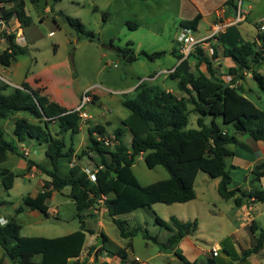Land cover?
Returning a JSON list of instances; mask_svg holds the SVG:
<instances>
[{
    "label": "trees",
    "instance_id": "16d2710c",
    "mask_svg": "<svg viewBox=\"0 0 264 264\" xmlns=\"http://www.w3.org/2000/svg\"><path fill=\"white\" fill-rule=\"evenodd\" d=\"M28 2L37 5L40 0ZM226 3L236 9L235 0H227ZM57 15L76 34L93 37L91 33L84 31L78 19L63 16L61 12ZM11 20H15L21 29L30 24L24 0H0V22L7 28ZM199 20L200 15L197 14L183 28L194 32ZM231 28L233 26L217 37L218 43ZM15 34L6 33L5 29L0 31V38L6 44L0 52V67H9L18 57L28 52L25 45L16 43ZM127 45L131 43L128 42ZM222 48V56L233 63L224 74H219L213 67L212 60L218 56L216 44L212 45V55L204 53L201 48H196L195 53L191 54L190 57L196 61L195 71L190 68L188 59L180 61L182 56L173 48L170 53L176 56L178 64L172 68L168 77L175 82L176 90L183 96L177 97L171 92L160 90L149 84L148 80L140 82L132 97L122 95L121 104L129 111V115L121 122V127L112 131L113 146L106 147L101 141L109 137L105 127L93 124L86 130V146L76 154L72 141L67 145L64 134L73 136L79 133L81 123L78 112L65 109L25 82L18 87H10L0 80V120L16 116L13 120L15 140L7 141L5 131L0 127V164L5 161L8 153H12L26 161L27 171L36 166L48 178L43 181L41 190L34 197L27 195L22 198L23 206L17 208L14 216L9 217L4 225H0V264H84L77 259L82 253L87 236L92 232L85 229L81 213L96 207L100 199H103V207L119 237L127 240L123 248L116 249L111 254L121 262H126L128 252L133 250L132 238L140 229L129 228L126 221L116 217L140 208H149L156 203L171 205L193 200V184L199 172L211 179H219L218 195L224 200H232L235 206H240L244 200L248 204L249 201L251 204L264 203V191L254 185L264 177V162L253 167L251 187L247 192L240 188L229 189L231 178L226 165V159L233 155L228 146L238 142L236 134L264 143V109L257 108L246 98L239 84L250 76L262 94L260 100L264 105V76L259 72L264 64V32L258 30L253 40L229 46L223 44ZM120 53L128 63L141 57L154 61L165 55V52L135 53L129 47L121 49ZM201 66L204 67V72L200 70ZM222 75L231 80L227 82ZM190 113L198 116L194 129L188 128ZM19 114L23 116H18ZM205 117H209L208 123L205 122ZM51 124L58 128L55 134L51 133ZM86 124H90L88 120ZM125 131L130 135L129 142L123 140ZM29 140L45 145V156L50 169L27 160L18 151L17 144ZM140 156L148 169L163 167L168 178L147 186L140 185L132 171L136 158ZM82 159L90 162V168L82 167ZM62 160L69 164L73 162L66 173H61L60 170ZM85 169L93 174L94 180L90 179ZM23 173L24 171L15 174L9 170H0V183L4 191L8 192L14 179ZM65 188L68 189L67 196L74 203V217L79 222V229L54 238L21 236V226L15 216L26 207L48 217L47 200L53 193H60ZM1 206L0 202V209ZM170 223L176 230L165 241L159 242L150 237L146 230H143V238L156 244L161 252L170 251L176 264H200L197 261H187L176 249L184 236L197 230V221L180 222L171 217ZM155 224L161 228L173 229L156 215ZM251 230L254 233L257 231L254 224H251ZM258 234L255 246L245 250L239 261L261 250L264 231ZM101 237V249L105 250L106 237ZM204 264L216 263L209 257Z\"/></svg>",
    "mask_w": 264,
    "mask_h": 264
},
{
    "label": "rangeland",
    "instance_id": "374dc122",
    "mask_svg": "<svg viewBox=\"0 0 264 264\" xmlns=\"http://www.w3.org/2000/svg\"><path fill=\"white\" fill-rule=\"evenodd\" d=\"M189 1L40 0L37 5H33L28 0H24L25 11L30 17V24L23 29V33L21 34L19 33L21 29L19 25L15 20H11L7 28L4 27V24L1 25L0 31L5 29L6 33H16V43L21 45L24 43L28 52L26 55L17 58L18 64L12 68L13 77L6 76L3 72L4 68L3 70L0 68V77L12 78L9 81L17 84L19 83V79H23L24 76L40 72L51 65H64L62 67L64 69H60L59 72L56 70L53 72L56 75L54 76L55 78H66V74H68L71 78H77V81L81 85H87L89 88L101 85L102 88H106L110 92L101 99L103 112L98 110L97 116L99 118L96 116L94 119L101 121L102 117H108L111 119L114 128L120 127V124L112 120V117L118 114V109L123 110V112H126L127 109L119 105L118 101L122 95L116 94L117 91L130 87L134 89L140 82L149 80V84L155 85L160 90L172 88L173 92L178 93L176 86H170L174 82L169 79L168 75L166 77L162 75L152 80L150 78L162 69H172L178 64L176 56L170 52L173 47L179 52V45L176 43L178 32L181 31V27L185 26L187 21L193 19L198 13L195 5H192ZM195 1L197 6L201 5L200 0ZM244 4L245 1H243V7L245 6ZM58 12H61L63 16L78 19L82 23L84 31L91 33L93 37L90 38L87 35L76 34L65 20L57 15ZM255 17H258V14L253 10L251 18ZM247 18L250 23L245 22V20L241 22L242 27L240 28V32L243 35H241V38L242 40H253L256 37L257 31L253 27L249 15L246 16V20ZM243 29L245 30L243 31ZM208 30L209 25L207 21L200 20L197 30L191 31L192 35L197 37L203 35ZM1 40L2 38H0V52L3 51L5 43ZM128 42L132 43V45H127ZM224 45L229 46L230 44ZM126 47L136 52L144 51L149 54L165 52V55L154 61H148L144 57H141L136 61L128 63L120 53V50ZM214 60L212 62L215 68H217L221 63L219 58ZM188 62L190 68L195 71L196 61L194 58H188ZM259 72L264 76V64L260 67ZM246 78L251 77L247 76ZM248 80L252 86H255L258 95L262 96L254 82L251 79ZM101 92L104 91L101 90L98 93ZM125 95L129 97L133 93ZM92 108L93 106L88 104L84 110L90 114ZM189 108H191V105H189ZM106 109H110V112L108 113ZM119 115L121 116V114ZM197 117L194 113L189 114L188 128H196ZM205 122H209V117H205ZM4 124L5 119L0 120V125ZM83 126H87V124ZM5 139L12 141L10 131ZM70 139L74 147H77L80 137L77 135H67L64 137L66 143L70 142ZM124 140L128 142L130 135L127 134ZM29 145L35 148L37 146L35 142L29 140L26 143L19 144L18 151L21 153L26 147L30 148ZM33 150L31 149V152ZM8 156V159L0 164V170L4 168L13 172H19L20 170L16 167V164L20 158L11 154ZM31 160L46 169H50L48 160L43 155L36 158L32 156ZM60 170L61 173H65V160L61 161ZM132 171L138 183L142 186L150 185L168 177L163 167L156 166L153 169H148L140 158H136ZM43 177L47 178L45 175ZM39 180V176L32 178L19 176L14 180L13 187L8 192L4 191L0 183V202L2 203L0 215L5 218L13 217L15 210L23 206L22 198L27 195L32 196L39 191ZM67 194L68 189L65 188L60 193H55L53 198L47 201V206L52 211H58V215L53 212L47 218L43 217V215L35 218L28 213L19 215L17 222L21 225L20 235L51 238L60 237L78 229L79 222L74 217L75 206ZM167 208L171 207L158 203L149 208H140L131 213L116 217L117 219L126 221L129 228L140 229L138 230V234L132 238L134 256L137 257V262L170 264L167 262L168 259L166 257L159 255L163 253L159 247L145 240L142 236L143 230H146V233L150 237L158 239V241H164L170 235V229L161 228L155 224L156 215L172 226L170 223L171 214L167 213ZM261 219L264 221V216ZM104 224L105 233L110 238L106 249L114 251L119 245H123L124 241L119 237L118 231L111 219L105 220ZM87 242L89 243V237ZM89 248H92V245ZM134 256H132V260H134ZM255 258L258 264H264V252Z\"/></svg>",
    "mask_w": 264,
    "mask_h": 264
},
{
    "label": "crops",
    "instance_id": "0c3cea01",
    "mask_svg": "<svg viewBox=\"0 0 264 264\" xmlns=\"http://www.w3.org/2000/svg\"><path fill=\"white\" fill-rule=\"evenodd\" d=\"M226 1L227 0H200L201 5L199 6H197L195 0L189 1L192 5L193 4L195 5L198 12L197 14L200 15V20H206L209 25V30L205 32L203 35L197 36V38H203L207 36L211 32L213 24L217 22L218 17L222 22H225V20L228 21L229 19L234 17L236 12L233 8L227 5ZM243 1H245L244 9L248 10L247 15H249L250 18H251V12L253 10H255L258 14V17L251 18V21L253 23L251 24L253 25L254 28H256L258 26L259 20L261 18H264V0H243ZM217 14L219 15L217 16ZM246 21L250 23L248 18L247 20L245 19V22ZM241 27H242V23L240 22L237 25L233 26V28L229 29L221 37L220 43L218 42L215 43L218 51L217 58H219L221 64H219L218 62L219 66L215 68L213 64V67L216 69V71L219 74H224L223 72L227 68L233 65L230 59L224 58L222 56V50H223L222 45L223 44L235 45L242 41H248V40H242L241 37L243 35L240 32ZM183 29L184 28L181 27V31ZM244 30L245 29H243V31ZM181 31L178 32V35L180 34ZM256 31H258L257 28ZM19 33L22 34L23 29H20ZM1 41L5 42L4 39H2ZM24 45L25 44L23 43L22 46ZM5 46L6 44L4 43L3 49L5 48ZM134 52L138 53L136 51ZM17 64H18V60L16 59L10 64L9 67H0V68H2V70L4 68L3 72L6 74V76L13 77L14 74L12 72V68ZM62 67H64V65H59V64L51 65L40 72L31 74L30 76H24L23 79H19V83L17 84L9 81V79L12 78L0 77V80L6 84L10 82V84H8L10 85V87H18L21 85V83L25 82L32 89L40 90V94L48 96L52 101L58 103L60 106L64 107L65 109L75 110L79 106L83 92L86 89H88L89 86L84 84L83 85L79 84L77 78H71L70 76H68V74H66V78H57V77L55 78L54 76L56 75L53 74V72L55 70L59 72L60 69H64ZM163 70H169V69H162L161 71ZM200 70L204 72V67L201 66ZM222 77H225V75H222ZM248 79L251 78H245L244 81L239 83L244 90L243 93L244 96L248 98L257 108L264 109V105L261 103L260 100L261 95H258V93L255 90V86H252L248 82L249 81ZM170 86L171 87L175 86V82L172 83ZM134 89L133 87L132 88L130 87L122 91H117L116 94L125 95V94L133 93L134 95ZM101 90H103L104 92L98 93ZM163 90L167 92H171L175 94L177 97L183 96V94L180 92L178 93L173 92L172 88H168V89L164 88ZM107 93L110 92L107 91L106 88H102L101 85L93 86L94 101L93 103H91L93 108L90 114L87 112L88 122L90 124L87 126L80 127V131L77 134V136L80 137V139H78V145L77 147H74L73 145L75 154L79 153L87 144L86 130L88 126L93 124L102 125L105 127L106 133L109 136H112V131L118 128V127L115 128L113 127L114 125L111 119H109L108 117L106 118L102 117L101 121H96L94 119L97 116L98 110H101L103 112L102 110L103 103L101 102V99H103V96H105ZM133 95L129 97H132ZM121 101H122V97L118 101L120 106H122ZM109 110L110 109H106L108 113L110 112ZM117 112L118 114H121V116L120 115L118 116V114H116L115 116L112 117V120H115L117 123H119L121 127V122L129 115V111L127 110L126 112H123V110L118 109ZM18 116H23V115L19 114ZM15 117L16 116H11L5 119V124L0 125V127L3 128L5 131L6 134L5 137L8 135L9 131L11 132L12 140H15L13 136V120ZM97 118L99 117L97 116ZM50 129L52 134H55L58 131V128L55 124H51ZM127 134L128 132L125 131L124 137ZM67 135L70 134L69 133L64 134V136ZM237 138H238V142L236 145L228 146V149L233 152L232 157L226 159L228 173L231 178L229 189L240 188L241 190L247 192L251 187L250 181H251V171L253 167L255 165L264 162V143L261 141H254L252 138L246 135H239L237 136ZM31 141L35 142L37 146L35 148L32 147V145H29L30 148L28 147L25 148L28 149L29 152L27 156V160L33 162L31 160L32 156L36 158L41 155H43L47 159V157L45 156V145L44 144L40 145L36 140H31ZM70 141L72 140L70 139ZM124 142L126 141L124 140ZM69 143L70 142H68L67 145ZM18 145L19 144H17V147ZM31 149H34L33 152H31ZM9 154L15 155L12 153H8L5 161L8 159ZM19 158L20 160H18L16 164V167L20 170L19 172H13L12 170L4 169V168L3 170H9L15 174H20L21 171H24L23 175H21V177L23 178H32L39 176L40 179L39 191H40L43 181L48 180V178H44L43 176L45 174H43L40 171V169H38L36 166H32L29 169V171H27L26 161L21 157ZM138 158L142 160L141 156ZM80 164L82 165V167L90 168V162L87 159H82L80 161ZM70 167L71 164L66 162L65 173ZM218 184H219V179H211L205 173L199 172L193 184L195 198L186 203H173L169 205V207L171 208H167V213L171 214L170 215L171 217L176 218L180 222H188L193 220L197 221V230L194 233L184 236L179 241L176 249L180 251L181 255L189 262L197 261L200 264H204L205 260L211 257L213 258L216 264H258L257 261L255 260L256 259L255 257L264 252V244L261 250L258 251L257 253L249 255L244 260L239 261V259L241 258L242 253L245 250H248L253 246H255L258 233L262 230L264 231V221L261 219L264 216V203L251 204V201H249L248 204V201L244 200L240 206H235L232 200H224L218 195L217 193ZM254 185H256L257 188L264 191V177H262L259 180V182ZM36 194L29 196L34 197ZM54 194L55 193L52 194L50 199L53 198ZM51 212L55 213L56 215L59 214L58 211L56 210L52 211L48 207V211H47L48 215ZM25 213H28L29 215L35 218H39L43 215L37 210H30L29 208L24 207L23 211L15 216V220L17 221L18 216L23 215ZM81 215L85 229L90 230L92 234L91 235L89 234L87 236L86 243L83 247L82 253L80 257L77 259L80 263L99 264L101 262H105L108 264H148L147 262H142V261L137 262L136 261L137 257L134 256L133 250L131 252H128L126 262H121L117 257L111 254L112 251H109L108 249L105 250L101 249V246H103V244H101L100 242L102 240L101 235H104L106 237V242L104 243L105 248L106 245L110 242V238L105 233V224H104V221L109 220L110 218L108 217L107 212L103 207V204H98L94 208H90L86 211H83ZM43 217L45 216L43 215ZM0 218L6 221L8 219L1 215ZM251 224H254V227L257 228V231L255 233L251 230ZM172 227L173 229H171V233H173L176 230L174 226ZM78 229H75L74 231ZM74 231H71L70 233ZM24 237H33V236H24ZM37 237H43V236H37ZM88 237H89V243L87 242ZM167 237L164 239V241L167 239ZM122 240L124 241V244L121 246L119 245L117 249L123 248L125 246L127 240L126 239H122ZM159 242H163V241H159ZM91 245L92 248H89V246ZM159 255L166 257V259H168L167 262H169L170 264H176V259L172 256L170 251L163 252L162 254ZM1 256L2 253L0 251V258ZM132 256H134V260L131 259Z\"/></svg>",
    "mask_w": 264,
    "mask_h": 264
},
{
    "label": "built area",
    "instance_id": "2783aa9c",
    "mask_svg": "<svg viewBox=\"0 0 264 264\" xmlns=\"http://www.w3.org/2000/svg\"><path fill=\"white\" fill-rule=\"evenodd\" d=\"M235 15L233 18L229 19L226 22H222L220 18L218 17L217 22H215L212 26L211 32L203 37V38H197L192 35V31L190 29L184 28L180 34L178 35L177 38V43L179 45V54L182 56V60L188 59L191 54L194 53L196 48H201L204 53L208 55H212V45L217 43V37L224 33L225 30L230 27L237 25L238 23L244 21L246 19V16L248 14V10L244 9L243 7V0H235ZM219 14H217L218 16ZM0 25H3L2 22H0ZM259 31L264 30V18H261L258 23V29ZM172 72V69L169 70H163L160 71L159 73H156L150 80L152 79H157L160 76L164 75L167 76ZM227 82H229L231 79L228 76L223 77ZM149 81V80H148ZM93 87L86 89L83 92V95L80 99L79 106L75 109L76 112H78V115L80 117V123L81 126L86 124V121L88 119L87 112L84 110L85 106L88 104L93 103L94 96L92 94ZM113 138L109 136L106 139L101 140L103 145L106 147L113 146ZM22 155L23 157L28 156L29 152L27 149L22 150ZM73 162L71 163L72 166ZM85 172L87 175L90 177L91 180H94L93 174L89 172L88 170L85 169ZM99 204H103V199L98 200ZM6 223V220L0 218V225H4Z\"/></svg>",
    "mask_w": 264,
    "mask_h": 264
},
{
    "label": "water",
    "instance_id": "95a60500",
    "mask_svg": "<svg viewBox=\"0 0 264 264\" xmlns=\"http://www.w3.org/2000/svg\"><path fill=\"white\" fill-rule=\"evenodd\" d=\"M239 136V134H236V137ZM262 242L264 243V238L262 239Z\"/></svg>",
    "mask_w": 264,
    "mask_h": 264
}]
</instances>
